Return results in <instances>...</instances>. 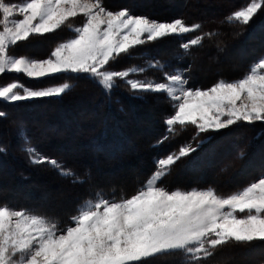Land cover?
I'll use <instances>...</instances> for the list:
<instances>
[{"label":"snow or ice","instance_id":"snow-or-ice-1","mask_svg":"<svg viewBox=\"0 0 264 264\" xmlns=\"http://www.w3.org/2000/svg\"><path fill=\"white\" fill-rule=\"evenodd\" d=\"M261 10L264 0H248L220 23L247 26ZM77 17H82L79 24L74 23ZM62 28L71 36L49 58L15 55L20 42ZM202 29V23L188 25L183 18L156 21L128 8L112 11L103 0H0V76L14 73L40 79L64 74L63 83L43 89L18 79L0 84V104L59 98L75 87L73 80L89 81L106 95L126 87L135 98L163 94L171 104L173 113L164 120L165 134L157 146L189 126L195 128L193 139L198 141L195 147L182 144L178 151L158 157L155 170L131 196L121 192L119 198L109 197L97 190L63 226L35 210L0 204V264H153L171 256H179L181 264H206L224 246L264 247V176L228 195L212 187L170 190L162 183L182 158L210 142V133L239 124H264V54L242 78L220 79L206 90L187 87L190 66L169 73L167 65L149 59L144 66L114 70L121 58H143L136 49L145 43L176 37L184 54L191 55L192 48L221 34ZM191 33L198 34L185 40ZM217 48L223 51L219 44ZM152 70L163 72V80L145 75ZM6 117L0 110V118ZM21 150L34 166L47 165L73 184L86 182L40 153L27 136Z\"/></svg>","mask_w":264,"mask_h":264},{"label":"rangeland","instance_id":"rangeland-1","mask_svg":"<svg viewBox=\"0 0 264 264\" xmlns=\"http://www.w3.org/2000/svg\"><path fill=\"white\" fill-rule=\"evenodd\" d=\"M247 3L248 0H103L104 6L112 11L128 8L135 15L146 16L156 21H171L175 18H183L188 25L202 23V31L217 30L221 33L211 40L205 39L203 47L192 48L191 55L184 54L176 37L145 43L136 49L137 52L142 53L143 58L140 56L133 59L121 58L114 65V70L125 69L130 65L144 66L149 59L158 60L167 65L165 71L169 73L176 68L188 69L190 66V71L186 72V76L189 77L187 87L201 90L210 88L220 79L231 81L242 78L253 61L264 54V10L259 11L247 26L229 27L226 24L222 25L220 21ZM81 20L82 17H77L74 23L79 24ZM197 34H188L184 39H190L191 36ZM70 36L71 33L68 29L62 28L43 37H34L30 39L34 46L38 45L40 48L43 46L44 51L34 56H27L41 60L49 58L55 47L66 41ZM22 43L24 42H20L15 49V55L17 56L26 55L23 52L28 51H24L25 48H23ZM217 44L223 51L217 48ZM63 75L55 74L40 78L41 80L51 78L52 83L48 84L47 81L44 84H39L43 86L33 89L59 85L64 82ZM145 75L154 77L157 81L163 80V72L160 71L152 70L145 73ZM19 76L14 73L4 74L0 76V84L13 82L14 79L24 83L39 80L28 78L23 74H19ZM133 78L143 79L144 76ZM80 81L82 86L59 97L61 102L55 101V98L17 102H33L34 107L22 108L20 111L15 110L11 114V119L8 118L7 124L2 123L0 127H7L6 130L12 128L10 134L14 135L15 146L13 148L15 152L19 148L16 145L15 130H17V127H23L29 135L19 133L16 135L22 140L23 136L28 138L31 136L38 147L47 151V155L44 156L60 161L65 167L67 166L63 161L64 154L59 153H65L69 145L74 143L71 152L76 154L75 161L73 163L69 161V163L75 170L92 165V173L85 178L87 181L83 184L66 185L60 179L55 181L57 177L50 172L51 169L44 175L17 174L16 176L15 173L19 168L26 170L27 166L32 165L29 163L26 154L21 150L23 152L22 164L18 161L15 162L14 156L7 157L6 162L13 169L12 174H9L6 169L2 171L0 168V204L7 203L13 208L35 210L40 215L59 220L61 226H63L69 222L72 215L76 214L78 205L86 198L93 196L97 190H103L109 197L114 195L119 198L121 192L126 196H131L155 170L154 161L158 157L178 151L182 144L191 143L195 147L198 143L197 140L193 139L195 128L189 126L187 131L164 142L162 145L157 146L158 139H154L149 144L148 141L155 137L154 132L157 128L160 130L159 124H156L155 121L157 119L156 115L160 116L167 112L164 117L165 120L167 116L173 113L171 104L167 100V103H165L157 98V95L162 97L163 94H150L143 99H138L126 87H120V91H117L116 88L111 92H114L111 99V94L106 95L102 90V92L100 90L99 92L105 98L104 105L106 108L112 109L111 104L114 105V112L117 115L116 120L119 121L122 128L124 126L122 132L119 134L117 130H112L116 140L111 141V144L101 139L89 142L93 154L89 152L90 157H86L84 154L82 156L81 150L83 149L78 144L75 145L76 139L80 138L81 140L82 132L85 131L88 124L95 122L93 118L96 117L94 113L96 107L92 106V99L99 98V95L94 88L83 87L86 84L85 80ZM70 82L72 83V81ZM118 83L122 82L118 81ZM118 92L127 94L131 99H134L137 104L136 110L130 109L123 102L124 112L119 111L115 102L120 101L122 98ZM103 108V106L97 107L99 110ZM121 119L125 122H121ZM164 120V126L161 127L165 134L166 125ZM75 135L76 138L73 139ZM209 135L213 137L209 143L204 144L197 151L191 153L188 157L182 158L174 165L171 174L165 177L166 182L164 183L166 184L164 185L166 187H170V190L175 188L189 190L191 188L206 189L212 187L219 194L228 195L264 176V124L259 122L252 125L239 124L232 126L231 129L219 133H210ZM4 137L0 131V139H4ZM105 143H107V146H104ZM19 144L22 145V141ZM95 146H99L100 150L109 151L108 147L110 146L113 152L122 151L125 153V150L131 152L126 164H122L123 160L121 159L123 156L119 157V155H113V162L108 163L98 159V150L94 152L96 150ZM241 152L244 154L242 158L240 156ZM11 162H15V164L10 165ZM117 162L120 163L119 166H116ZM221 168H227V171H221ZM252 170L256 171L252 172ZM239 175H242L241 178ZM19 178L23 181H16ZM113 189H115V192H113ZM226 256L229 257L228 254ZM248 256L249 254L240 253L237 256H232V259L229 260H233L234 264H247L248 261H251ZM223 257L221 255L218 259L223 260ZM176 259L179 262L164 258L155 260L153 264H181V260Z\"/></svg>","mask_w":264,"mask_h":264},{"label":"trees","instance_id":"trees-1","mask_svg":"<svg viewBox=\"0 0 264 264\" xmlns=\"http://www.w3.org/2000/svg\"><path fill=\"white\" fill-rule=\"evenodd\" d=\"M22 44H23V48H25L24 51L28 50L27 52H23V53H25L26 55H29V56H34V55L39 54V53L44 51L43 46L41 48L38 47V45L34 46V43H32L31 40L26 41V42L24 41V43H22ZM45 52H46V48H45ZM17 76L20 77L19 75H17ZM7 77H9V76H7ZM47 81H48V84L52 83L51 78H47V79H43V80L39 79L37 81H27V83H24V82H22V83L28 87L36 88V87L43 86V85H39V84H44ZM85 82H86V84L83 85V87H86V86L91 87V88H94L96 91H98L97 94L99 95V98L92 99V106L96 107L95 112H94L96 117L93 118L95 120V122L94 123L90 122L88 124V127L85 129V131L82 132L81 140H80V138L76 139L77 142L78 141H81V142H78V143L76 142L75 145L78 144L83 149V150H81L82 156L84 154L86 157H90L88 154H89V152H91L93 154V150L90 147L91 145L89 144V142L101 139L102 141L106 140L107 143L111 144V141L113 142L114 140H116V136L114 135L112 130L115 129L120 134L122 132L124 126L122 128L119 121L116 120L117 115L114 112V105L111 104L112 109L105 107V105H104L105 98H103L104 96L101 93L102 92L101 89L99 87L93 85L89 81L85 80ZM72 84L75 85V87L73 89L80 88L82 86L81 81L73 80ZM120 89H121L120 87L117 88V91H120ZM99 90L101 92H99ZM118 93L122 98V99H120V101L115 102L116 107H117V109H119V111L121 110V112H124V108L122 105L123 102H125L127 104V107H129L130 109L136 110L137 104L135 103L134 99H131L129 95L123 94L122 92H118ZM113 94H114V92L111 93L110 99L113 96ZM158 96L160 97L159 100H162L163 102L167 103L166 99L163 96L161 97L160 95H157V97ZM54 100L57 102H61L60 98H55ZM99 106H101V107L103 106L104 108L99 110V109H97V107H99ZM26 107L32 108V107H34V103L33 102L16 103L15 105L0 104V110L5 111L7 113L6 118H0V125L2 123L7 124L8 118L11 119V117H12L11 114L15 110L20 111L22 108H26ZM92 110H93V108H92ZM166 114H167V112H164L160 116L156 115L157 119H155V121H156V124H159L158 127L160 128V130L157 128V130L154 132L155 137L152 140L148 141L149 144L154 139L159 140L164 135V132L162 131L161 126H164L163 120H164V117L166 116ZM90 115H92V114H90ZM121 122H125V121H122V119H121ZM0 129H1L0 130L1 133H3V135L6 137V138L4 137V139H0L1 140L0 141V148L4 149V151L0 152V168L2 169V171L6 169L9 174H12L13 169H11V167L6 162L7 157L8 156H12V157L14 156L15 162L18 161L19 163L22 164L21 160H22V156H23V152L21 151L22 145L19 144L22 141V139L16 134L22 133V134H24V135L26 134L28 136L29 133H27L26 129H24L23 127H17V130H15V137H16V145L19 146V148L15 152V150L13 148L15 146V139L13 138L14 135L10 134V131L12 128L9 130H6L7 127H0ZM75 138H76V135L73 137V139H75ZM29 139L32 143V146H34L43 155H47V151L38 147L37 144L35 143L34 139L31 136ZM73 139H72V141H74ZM129 139H131V138L129 137ZM107 143H105L104 146H107ZM72 148H74V143L69 145V147L65 153H59V154H62V155L64 154L63 155L64 157L62 155L61 156L63 157L64 164H66L67 168H70L74 173H76L82 179L87 181L85 178L87 177V175H90V173H92V170H93L91 168L92 165L85 166V167H83V169L79 168V169L75 170L72 167V165L69 163V161L72 163H73V161H75L74 157L76 154H74V152H71ZM95 148H96V150L94 152H96L98 150L97 151L98 159L102 162L107 161L108 163L113 162V160H114L113 155H120V154L122 155L123 154L122 155L123 157L121 159V160H123L122 164H126L127 158L131 152L130 150H125V149H124L125 153H122V151H114L113 152L111 150L110 146L108 147L109 151H106L105 149L100 150L99 146H95ZM121 155L119 157H121ZM4 157H6V159H4ZM15 162H11L10 165L15 164ZM86 164H88V163H86ZM119 165H120V163L117 162L116 166H119ZM173 167H172V169H173ZM49 169H51V168L48 167L47 165H38V166L31 165V166H27L26 170L23 168H19L15 174H16V176H17V174H20V175H25V174L44 175V174H47L49 172ZM50 172H52L57 177V179L55 181H58V179H60L66 185L67 184H73V183H71L70 180L61 178L55 170L51 169ZM16 181L22 182L23 179L19 178ZM164 182H166L165 179L162 181V183L166 184ZM168 188L170 189V187H168ZM32 191H34V190H32ZM2 204H5V203H2ZM240 253L249 254L248 257L251 259V261L250 262L248 261L247 264H262V263H264V247H256V246H252V245H246V246L229 245V246H224L223 248L218 249L215 252V254L208 259L206 264H233V260H229V259H232V256H237ZM252 253H254V254H252ZM226 254H228L229 257H227ZM250 254H252V255H250ZM221 255L224 256L223 260L218 259ZM167 258H170L171 261L177 260L176 258H179L181 260V258L179 256H171V257H167ZM157 259H159V258H157Z\"/></svg>","mask_w":264,"mask_h":264},{"label":"bare ground","instance_id":"bare-ground-1","mask_svg":"<svg viewBox=\"0 0 264 264\" xmlns=\"http://www.w3.org/2000/svg\"><path fill=\"white\" fill-rule=\"evenodd\" d=\"M206 5H207V4H206ZM210 6H211V5H210ZM204 11H205V10H204ZM204 11H203V12H204ZM122 153H124V152H122ZM120 155H121V154H120ZM120 155H119V156H120ZM122 155H123V154H122ZM122 155H121V156H122ZM116 157H117V156H116ZM117 158H118V157H117ZM221 159L223 160V158H221ZM219 160H220V159H219ZM220 161H221V160H220ZM151 163H152V162H151ZM213 167H214V166H213ZM215 167H216V166H215ZM215 167H214V168H215ZM219 167H220V166H219ZM221 169H222V168H221ZM240 170H242V169H240ZM205 171H207V170H205ZM209 171H210V170H209ZM243 171H244V170H243ZM255 171H256V170H255ZM255 171L252 170V172H255ZM190 173H191V172H190ZM201 173L204 175L203 172H201ZM213 173H214V172H213ZM211 174H212V172H211ZM211 174H210V175H211ZM203 175H201V176L203 177ZM232 176H234V175L232 174ZM235 176H236V175H235ZM239 176H240V175H239ZM241 176H242V175H241ZM241 176H240V178H241ZM187 177H188V176H187ZM205 177H206V176H205ZM196 178H197V177H196ZM215 178H216V177H215ZM238 178H239V177H238ZM194 179H195V176H194ZM208 180H209V178H208ZM217 180H218V179H217ZM233 180H234V179H233ZM200 181H201V180H200ZM213 181H214V180H213ZM237 181H238V179H237ZM237 181H235V182H237ZM238 262H239V261H238ZM238 262H236V263H238ZM249 262H250V261H249ZM233 264H234V263H233Z\"/></svg>","mask_w":264,"mask_h":264}]
</instances>
